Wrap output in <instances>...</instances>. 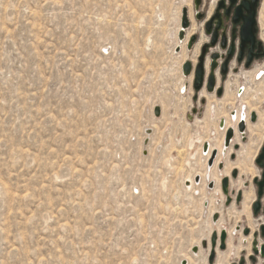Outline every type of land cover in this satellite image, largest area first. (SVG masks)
<instances>
[{
	"label": "rangeland",
	"instance_id": "obj_1",
	"mask_svg": "<svg viewBox=\"0 0 264 264\" xmlns=\"http://www.w3.org/2000/svg\"><path fill=\"white\" fill-rule=\"evenodd\" d=\"M208 41L194 0H0V264H180L201 242L188 231L215 229L212 210L231 234L217 264L239 256L232 231L246 226L251 198L222 213L203 147L215 148L221 181L239 167L233 198L248 191L264 138V61L230 73L228 101L203 90L214 96L207 113L183 65L196 66ZM238 115L226 149L221 121L235 129ZM189 197L203 213L196 228Z\"/></svg>",
	"mask_w": 264,
	"mask_h": 264
},
{
	"label": "flooded vegetation",
	"instance_id": "obj_2",
	"mask_svg": "<svg viewBox=\"0 0 264 264\" xmlns=\"http://www.w3.org/2000/svg\"><path fill=\"white\" fill-rule=\"evenodd\" d=\"M216 1L214 9L212 13L209 15V11L212 3ZM264 0H211L208 3L206 0H199V3H196L194 0L195 7V17L197 21L202 22L204 27L205 34L209 37V41L205 46L207 47V51L204 57L203 67H204V81H203V89L200 91H196L198 95L201 96V91H206V84L208 81V77L211 72V65L213 63L212 56L218 55L217 59V67L214 71L215 73V92L208 93L209 95H217V91L219 89H223V94L219 98H223L226 93L225 79L230 75L233 70H238L239 66H244L246 69H251L255 63L259 61H264V28L262 26V9H263ZM189 16V14H188ZM192 20L189 16V27L191 26ZM261 24V25H260ZM209 26V33L207 32V27ZM188 27V28H189ZM195 41L197 40L196 36ZM191 38V39H192ZM216 38V43L212 46L213 39ZM252 40V41H251ZM194 41V43H195ZM193 43V45H194ZM225 44V47L222 44ZM192 45V46H193ZM204 46V47H205ZM203 49V48H202ZM231 54V58L228 64V73L226 76L222 74V67L227 61L229 55ZM202 55V51H201ZM200 55V57H201ZM199 57V59H200ZM241 58V60H239ZM198 59V64L193 66L192 64V73L194 72V80L195 74L200 61ZM250 62V66L247 64ZM236 64V65H235ZM235 67L233 68V66ZM208 68V69H207ZM260 72V71H259ZM258 72V73H259ZM257 73V74H258ZM190 76V75H189ZM194 86V83H193ZM200 93V94H199ZM204 98V97H203ZM251 114V113H250ZM248 120L252 125H256L259 121V115L256 112H253L250 117L244 116L242 118L240 124H244V130L241 132L242 139L245 138L246 132L248 131ZM225 127H226V119H225ZM229 128L226 129V131ZM234 130L233 137L230 140L228 146L231 147L237 135V128H230ZM224 130V129H221ZM239 146V144H237ZM253 169L254 176L252 180L249 182L248 191H244L242 187L236 194V197L233 198L230 194L231 181L229 179L228 193L226 194L223 191L222 181L225 178H229L228 175L223 177L220 188L222 190V194L224 198L218 195V208H222V213L224 207H230L233 204L235 206H239L243 208L245 206V197L246 194H249L250 200L248 203L250 205V217L249 214H245L246 212H241V216L246 219V226H237V231H232L233 243L235 247H238L239 243L245 244V247L240 250L239 256H235L234 260L231 259L229 264H264V138L258 149V152L253 161ZM237 178V175H236ZM216 187V185H215ZM214 184H211L208 187V190H213ZM216 195V193H215ZM209 202V201H208ZM199 216L197 217V221L195 225H192L194 228L199 226L201 223L203 216L202 211H199ZM221 219V214L217 212L212 215V221L214 223H218ZM252 223V226L250 225ZM189 239L193 238L194 234H196L199 239H201L200 245H195L194 247L189 248L187 255L191 254L195 259L197 257H202V260L198 264H217L218 252L226 253L228 250V242L230 239V231L227 229H222L220 231H188ZM195 232V233H193ZM224 236V238H223ZM234 236H238L240 239L234 238ZM244 241L241 242V239ZM197 241V240H196ZM250 245L251 253H248L247 246ZM249 247V246H248ZM202 249V250H201ZM183 256V255H182ZM231 256V257H232ZM186 255H184V258ZM183 258V259H184ZM206 258V261H204ZM204 261V262H203ZM206 262V263H205ZM180 264H192L190 261L186 259L182 261Z\"/></svg>",
	"mask_w": 264,
	"mask_h": 264
},
{
	"label": "water",
	"instance_id": "obj_3",
	"mask_svg": "<svg viewBox=\"0 0 264 264\" xmlns=\"http://www.w3.org/2000/svg\"><path fill=\"white\" fill-rule=\"evenodd\" d=\"M196 3L198 4L199 3V0H196ZM182 26H183V29H187L189 27V16H188V11L187 9H184L183 11V21H182ZM207 32L209 33V26L207 27ZM195 37H193L191 39V41L189 42V48L192 47L194 41H195ZM252 41V40H251ZM216 43V38L213 39V42H212V46H214ZM223 47H225V44L223 43L222 44ZM207 47L208 46H205L203 47L202 49V55L199 59L200 61V64L198 65L197 67V70H196V74H195V80H194V89L198 92L200 90H202L204 87H203V81H204V67H203V62H204V57H205V54H206V51H207ZM219 58L218 55H213L212 56V59H213V63L211 65V72H210V75L208 77V81H207V84H206V91L208 93H213L215 92V83H216V79H215V69L217 67V59ZM230 58H231V54L229 55L227 61L225 62V64L223 65L222 67V74L224 76H226V74L228 73V64H229V61H230ZM241 60V58L239 59ZM247 66L249 67L250 66V62L247 64ZM191 72H192V64L190 62H186L184 65H183V74L185 76H189L191 75ZM223 94V89H219L217 91V95L220 97L222 96ZM161 115V109L159 107H157L155 109V116L159 117ZM221 126L224 127V122L221 123ZM239 130L242 132L244 130V124H240L239 125ZM152 132L151 129H148L147 130V135H150ZM233 134H234V130L233 129H229L228 132H227V135H226V139H225V142L227 145H229L230 143V140L231 138L233 137ZM149 143V140L147 139L145 141V146H147ZM204 150H208V146H204ZM217 152H214L213 153V157H212V160L209 161V164L212 165L213 164V160L216 156ZM237 173L236 172H233V177H236ZM199 180V179H197ZM222 186H223V191L227 194L228 193V186H229V178H225L223 179L222 181ZM224 238V236H223Z\"/></svg>",
	"mask_w": 264,
	"mask_h": 264
},
{
	"label": "bare ground",
	"instance_id": "obj_4",
	"mask_svg": "<svg viewBox=\"0 0 264 264\" xmlns=\"http://www.w3.org/2000/svg\"><path fill=\"white\" fill-rule=\"evenodd\" d=\"M215 3H216V1H214L213 2V7L215 6ZM212 7V6H211ZM212 11H213V9L209 12V15L212 13ZM262 11V10H261ZM261 17H262V26H263V28H264V4H263V11H262V13H261ZM261 25V24H260ZM208 69V68H207ZM256 73V72H255ZM208 94V93H207ZM227 92L225 93V97H224V100L225 101H228L229 99L227 98ZM210 95H212V94H210ZM207 95L205 94V92L203 91V97H206ZM209 97V95L207 96V100H208V105H207V113L209 112V111H212V107H211V100L214 98V96H210V98H208ZM239 117L235 120V128L237 127V123L239 122V120H240V115H238ZM248 116H249V114H248ZM247 116V117H248ZM222 122H225V119H223L222 121H221V123ZM231 126H232V122L230 121V120H227V124H226V129L227 128H231ZM220 128L221 129H225V123H224V127H222V126H220ZM234 128V127H233ZM249 128H251V125H249ZM237 130V129H236ZM225 132V131H224ZM238 132V131H237ZM236 135H237V139L239 140V134H237V133H235ZM239 143V142H238ZM241 145V144H240ZM204 146H208V150L206 151V150H204L203 149V153L205 154V155H207V161L209 160V158H210V156H211V154L212 153H214L216 150H215V148H213L212 146H210V150H209V144L208 143H205V145ZM225 146H228L227 144H226V142H225ZM218 150H219V153H221V151H222V148H218ZM232 149H230V152H232L231 151ZM214 151V152H213ZM209 152V153H208ZM219 155V154H218ZM212 157H213V155H212ZM212 157H211V159L210 160H212ZM216 157V156H215ZM214 162H215V165H214V169H212V171L211 172H209L208 171V173H205V174H203V180H204V182H205V184H207L208 182H209V177L207 176V175H209L210 174V176L212 177V180H214V182H216V187H215V189L214 190H211V191H209V194L210 193H213V191H215L216 192V196L217 195H219L220 194V196L223 198V195H222V192H221V188H220V182H221V174H218V172H217V165L219 164V162H220V158H219V156H218V158L216 159V161H215V158H214V160H213ZM213 162V163H214ZM209 166L211 167V166H213V164L212 165H210L209 164ZM235 168H239V167H237V166H233V167H231L230 169H228L227 170V172H226V175H229V173H230V171L232 170V169H235ZM199 177H197L196 178V182L197 183H200V179L199 180H197ZM209 178V179H208ZM230 178V177H229ZM191 184H192V182L191 181H187V183H186V186L187 187H191ZM211 195V194H210ZM215 196V197H216ZM214 197V198H215ZM207 199L209 200V202H210V204L208 205V207H212V204H214V202H211V199L212 198H208V195H207ZM207 207V206H206ZM207 207V208H208ZM214 213H217V212H215L214 210H212V212H211V215H213ZM221 222H222V220L220 219V221L218 222V223H212V222H210L209 223V226L212 228H215V229H211L210 231H220L222 228H224L223 227V225L221 224ZM231 235V234H230ZM229 235V236H230ZM199 243H197V245H198ZM200 245V244H199ZM230 245H231V243H230ZM230 245H229V247H230ZM249 246V247H248ZM247 246V250H248V253H251V250H250V245H248ZM228 247V248H229ZM202 250V249H201ZM220 254V252H218V255ZM186 260L187 261H190V263H193V264H196L195 262H193V257L192 256H190V255H187L186 254ZM184 260H185V258H184ZM204 261H206V258H205V260ZM206 263V262H205ZM219 263H222V264H227V256H226V258H224L223 260H221V261H219Z\"/></svg>",
	"mask_w": 264,
	"mask_h": 264
},
{
	"label": "built area",
	"instance_id": "obj_5",
	"mask_svg": "<svg viewBox=\"0 0 264 264\" xmlns=\"http://www.w3.org/2000/svg\"><path fill=\"white\" fill-rule=\"evenodd\" d=\"M229 130V129H228ZM228 130H227V132H228ZM227 132H226V135H227ZM225 139H226V137H225ZM203 149H204V147H203ZM209 161H210V159H209ZM197 177H195V179H196ZM198 179H200V178H198ZM210 185H208L207 186V188L209 187ZM207 190V189H206ZM191 197V196H190ZM189 197V204L191 205V210H192V214H193V216H192V218L190 219L191 220V222H192V224L191 225H195L196 224V221H197V217L199 216V211H196L195 210V208H194V205H195V201H193V200H191V198ZM201 199H204V197H201ZM205 202H207V201H200V203L202 204V205H205ZM199 205V204H198ZM201 205V206H202ZM195 223V224H194ZM186 225H189L188 223H186Z\"/></svg>",
	"mask_w": 264,
	"mask_h": 264
}]
</instances>
